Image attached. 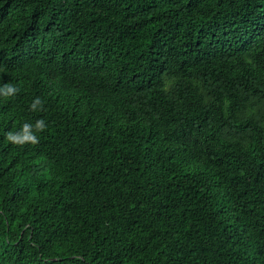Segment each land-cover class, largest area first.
<instances>
[{
  "label": "trees",
  "instance_id": "1",
  "mask_svg": "<svg viewBox=\"0 0 264 264\" xmlns=\"http://www.w3.org/2000/svg\"><path fill=\"white\" fill-rule=\"evenodd\" d=\"M0 264H264V0H0Z\"/></svg>",
  "mask_w": 264,
  "mask_h": 264
},
{
  "label": "clouds",
  "instance_id": "2",
  "mask_svg": "<svg viewBox=\"0 0 264 264\" xmlns=\"http://www.w3.org/2000/svg\"><path fill=\"white\" fill-rule=\"evenodd\" d=\"M15 85L11 83H4L2 86L3 93L12 95L17 92ZM43 101L40 97H35L30 104V108L35 111L41 110ZM46 123L43 118L37 119L34 123L24 122L19 131H8L5 133V138L14 144H24L25 142L37 143L39 137L36 133L43 131L46 128Z\"/></svg>",
  "mask_w": 264,
  "mask_h": 264
}]
</instances>
